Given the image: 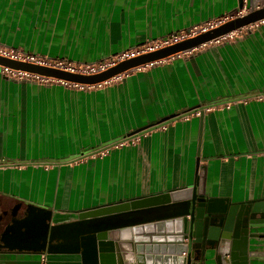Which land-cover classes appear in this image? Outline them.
I'll return each mask as SVG.
<instances>
[{
  "label": "crops",
  "instance_id": "0c3cea01",
  "mask_svg": "<svg viewBox=\"0 0 264 264\" xmlns=\"http://www.w3.org/2000/svg\"><path fill=\"white\" fill-rule=\"evenodd\" d=\"M262 6L264 0H0V43L94 63ZM199 165L210 196L264 197V20L99 85L0 72V208L35 203L53 210V222H69L81 210L191 186ZM24 242L0 252V264H38L41 253ZM47 258L82 264L79 253ZM188 264L202 262L192 257ZM206 264H215L213 255Z\"/></svg>",
  "mask_w": 264,
  "mask_h": 264
},
{
  "label": "water",
  "instance_id": "95a60500",
  "mask_svg": "<svg viewBox=\"0 0 264 264\" xmlns=\"http://www.w3.org/2000/svg\"><path fill=\"white\" fill-rule=\"evenodd\" d=\"M264 20V6L160 49L124 59L93 74L0 54V65L81 85H97ZM53 210L16 203L0 209V252L18 242L30 253H79L82 264H264V197L233 201L206 191V166L194 184L106 204L53 222ZM20 246V245H19ZM172 255H149V251ZM187 252V255H183Z\"/></svg>",
  "mask_w": 264,
  "mask_h": 264
},
{
  "label": "built area",
  "instance_id": "2783aa9c",
  "mask_svg": "<svg viewBox=\"0 0 264 264\" xmlns=\"http://www.w3.org/2000/svg\"><path fill=\"white\" fill-rule=\"evenodd\" d=\"M229 20V16H227L224 19H218V20H211L209 22L203 23V24H197L191 26L188 30H183L181 32H176L173 34H170L169 36L162 37V38H157L153 40H149L145 43L139 44L137 46H134L132 48H129L127 50H124L122 52H119L105 60L94 62V63H77V62H72V61H66V60H52L50 58H46L43 56H36L34 54L27 53L23 50L16 49V48H11L8 46H5L0 43V54L18 59V60H27V61H32V62H38L42 64H50V65H55L59 67L66 68L71 71L75 72H81L84 74H93L100 72L102 70H105L109 68L110 66L115 65L116 63L127 59L131 58L136 55H140L143 53H147L150 51H154L157 49H160L162 47L180 42L186 38L195 36L201 32H204L206 30H209L210 28H213L225 21ZM0 72L7 74V72H13V73H25V71H20V70H15L11 69L5 66L0 65ZM33 74V73H32ZM121 76V75H120ZM119 76L115 77L118 78ZM52 78V77H48ZM107 82V81H106ZM104 83V82H103ZM102 84V83H100ZM99 85V84H97ZM38 264H49L48 263V258H47V253H41L40 259Z\"/></svg>",
  "mask_w": 264,
  "mask_h": 264
},
{
  "label": "rangeland",
  "instance_id": "374dc122",
  "mask_svg": "<svg viewBox=\"0 0 264 264\" xmlns=\"http://www.w3.org/2000/svg\"><path fill=\"white\" fill-rule=\"evenodd\" d=\"M7 74H9L10 76H12L14 78H17V79L31 78V79L40 80L42 82H63V83H66V84H72V85H77V86H89V85H81V84H77V83H71V82L59 80V79H56V78H48V77H44V76H41V75L32 74V73H28V72H25V73L7 72Z\"/></svg>",
  "mask_w": 264,
  "mask_h": 264
},
{
  "label": "flooded vegetation",
  "instance_id": "af4514ba",
  "mask_svg": "<svg viewBox=\"0 0 264 264\" xmlns=\"http://www.w3.org/2000/svg\"><path fill=\"white\" fill-rule=\"evenodd\" d=\"M0 209H2V208H0Z\"/></svg>",
  "mask_w": 264,
  "mask_h": 264
}]
</instances>
